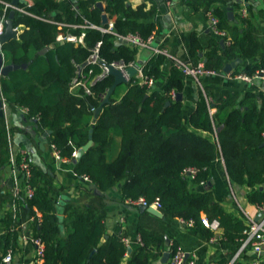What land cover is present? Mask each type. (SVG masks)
I'll use <instances>...</instances> for the list:
<instances>
[{"label":"trees","instance_id":"trees-1","mask_svg":"<svg viewBox=\"0 0 264 264\" xmlns=\"http://www.w3.org/2000/svg\"><path fill=\"white\" fill-rule=\"evenodd\" d=\"M32 1L20 4L27 13L15 10L14 26H24L19 37L2 45L5 63L28 67L0 77V101L4 99L11 108H24L37 119L41 130H52L51 143L62 158L71 161L89 140L94 126V145L74 165V170L81 178L88 177L95 188L108 191L122 182L125 200L144 198L152 203L159 199L166 216L193 220L197 228L211 236L214 232L202 223V214L207 213L210 219H219L223 238L242 243L247 224L227 213L210 189L198 186L207 181L209 168L222 155L230 180L249 186V201L264 205V94L258 96L249 91L241 99L223 96L216 104V113H211V102L202 98L188 124L183 101L175 98L184 88L183 73L175 66L162 91H154L138 74L126 84L124 93L120 94L121 85L118 86L111 102L95 120L94 110L102 104L114 81L113 76L101 77L104 68L100 63H87L98 43L102 61L135 65L142 68L146 79L154 82L161 76L165 56L154 54L139 66L137 47L119 43L115 33L80 26H103L102 11L94 0L70 3L64 12L59 11L60 0ZM11 2L0 0L1 19L9 17L12 8L6 3ZM106 11L119 35L133 33L148 38L154 34L155 25L142 21L149 13L127 6L126 0H111ZM218 27L226 32L225 39H230V43L224 49L214 43L208 52L207 68L223 71L226 61L232 60L238 49L244 59L255 61L235 69L231 75L253 76L264 70L262 46L250 27L226 29L220 20ZM83 32L84 44L57 41L60 34ZM46 47L49 49L40 54ZM77 78L86 81L91 93L84 86L72 90ZM115 142L117 153L113 155ZM10 158L7 124L5 117L0 116V168L10 163ZM24 158L30 165L28 180L34 188L32 198L24 201L39 223L37 237L44 242L43 264H156L164 248L163 240L144 226L138 229L142 241L131 245L132 253L127 257L130 248L124 237L106 236L102 209L87 204L69 205L67 218L61 219L56 209L60 189L22 152L16 156L18 166ZM190 168L197 170L193 179L186 172ZM21 178L25 184L23 174ZM3 257L0 256V264H6Z\"/></svg>","mask_w":264,"mask_h":264},{"label":"crops","instance_id":"crops-1","mask_svg":"<svg viewBox=\"0 0 264 264\" xmlns=\"http://www.w3.org/2000/svg\"><path fill=\"white\" fill-rule=\"evenodd\" d=\"M76 1L78 0H60L59 11L64 12L68 4ZM110 1L94 0V4L98 7L97 3L101 2L107 13L106 9ZM27 3L32 4L33 1L27 0ZM126 4L135 10L142 8L143 11L149 13L148 16L143 17L142 21L155 25L152 46L164 48L169 53V55H164L165 61L160 67L161 76L153 84L154 91H162L173 68L177 66L176 59L193 65L206 64L208 52L215 47V42H218L221 49L230 43V39L226 40L225 36L213 31L211 28L212 16L218 17L226 29L238 26L244 30L250 27L259 39L264 54V0H126ZM229 8L233 10V17L229 16ZM67 25L78 26L68 23ZM60 26L66 25L60 23ZM15 28L18 30L19 37L24 26L21 24ZM58 36V42L66 41L58 40ZM118 42L124 41L119 38ZM124 43L129 44L128 42ZM48 49L46 47L42 49L45 51L41 52V50L39 53L43 54ZM154 54L152 48L137 47L136 64L144 65ZM238 57H241L243 61L232 71L255 61V59H244L240 50L237 49L236 56L232 60ZM232 60H227L226 63ZM182 79L184 84L181 92L183 94L182 101L185 121L188 124L202 98L210 100L212 113H216V104L223 96H234L241 99L249 91L256 92L258 96L264 94L262 78H255L248 82L242 78L229 76L224 68L223 71L216 74L202 76L200 83L191 76L183 75ZM77 88L78 86H73L72 90ZM125 91L126 84H122L120 94ZM3 116L10 129L11 140L8 139L10 152L12 150L17 156L21 151L26 150L31 162L36 164L46 178L52 180L60 189L61 195L57 201L56 209L62 219L67 218L69 205H94L105 213L106 236L121 235L129 238L132 246H137L142 241L138 229L140 226H144L149 233L161 237L163 240L164 248L159 258L156 259V264L161 263L162 255L168 248L177 245L182 246L197 264H229L233 259L236 264H251L256 258V254L251 248L239 253L238 250L242 243L223 238V228H220L218 233L209 236L195 225L190 226L182 216L169 217L164 214L162 209L155 206H153L155 211H152L148 208L142 209L141 205L125 200L122 193V182L108 191L95 188L91 181L81 178L75 172L71 160L62 158L58 154L51 143L50 135H45L47 130H41L35 118L30 117L24 108H11L6 105ZM41 138H45V149L40 147ZM116 144L117 142L112 150L113 155L117 153ZM208 172L209 177L206 182H211L209 188L215 200L227 213L235 215L246 223V214L255 218L261 212L259 206L251 203L248 199L247 194L251 188L235 184L230 180L222 155L217 157ZM23 182L21 178L22 186H20L22 188L19 195H16L11 163L6 162L1 166L0 256H4L9 249H12L13 264H36L37 245L35 239L39 223L33 219L35 214L24 201ZM204 184L198 187L200 188ZM20 197L24 199H18ZM158 212H161L162 215ZM202 216L208 217V214L203 213ZM64 230L68 232V227H65ZM166 237L169 238L170 245L167 244ZM131 250L132 248L127 257L132 253Z\"/></svg>","mask_w":264,"mask_h":264},{"label":"built area","instance_id":"built-area-1","mask_svg":"<svg viewBox=\"0 0 264 264\" xmlns=\"http://www.w3.org/2000/svg\"><path fill=\"white\" fill-rule=\"evenodd\" d=\"M6 5L8 7L15 9V10H19L21 12L27 13V11L20 6H14L11 3H6ZM218 23H219V18L216 16H212L211 17V28L213 29V31L216 34L226 36L227 35L226 32L221 30L218 27ZM61 24L67 25V23H61ZM80 26H82V27H87V26L88 27H94V28L101 30L102 32H112V33H115L119 38L126 40V42H128L132 46L149 47V48L153 49L155 54L169 55V53L166 49L152 46V41H153L154 35H150L148 38H144L140 34H133V33L122 36V35L117 34L114 31L113 23L111 21L109 22V24L107 26L96 25L93 23H86V24H82ZM4 30H5V19L2 18L0 20V35H2L4 33ZM84 36H85L84 32L81 33L80 35H73V34L62 35L61 34L58 36V40L62 39V40L74 42L76 44H84ZM99 46H100V43H98L97 46L95 48H93L92 53H91V55L88 59V62H87L88 64H91V65H95L98 63L101 64L102 60L100 59V55H99ZM0 50L2 51V44H0ZM113 64H115L116 66H118L121 69H125L126 67H128V66H126L124 64H120V63H113ZM175 64L182 71L183 75L191 76V77L195 78L197 81H199V83H200V79L202 76L210 75V74H216L217 72H220V71H217L215 69L207 68L205 66V64H202V63L197 64V65H193V64L183 62L179 59H176ZM103 68H104V72H103V75H101V77H104L105 73L107 72V70L104 66H103ZM137 68H138L137 74L142 79V81L144 83H147L149 86H153L154 80L152 78L146 79L143 75L142 68H139V67H137ZM229 76L242 78L244 80H247L248 82L253 81L255 78H262L264 80V70L259 71L258 74H255L253 76H248L246 74L231 75V72L229 73ZM74 86H84V88L86 89V92L91 93L90 87L88 86V84L84 80H80L78 78L75 79ZM0 93H1V82H0ZM1 96H2V94H1ZM2 100L4 103L3 109L5 111L7 104L5 103L4 99H2ZM207 101L210 103V100L208 98H207ZM212 112H213V110L211 109V113ZM7 130H8V139L10 141L11 140L10 129L8 126H7ZM21 152L25 155H28L26 150L21 151ZM58 157H59V155H58ZM10 161H11L10 163L12 166V172H13V177H14L16 195H19V193L21 191L22 184L20 183V180H21V175L23 174L25 177V180H26L25 184H24V196L26 199L32 198V196L34 194V188L28 180L29 177L31 176L30 165H29L28 161L26 160V158H24L23 161L18 166L16 156L12 152V150H11ZM186 172L193 179L197 173V170L190 168V169L186 170ZM85 179L89 180L88 177H85ZM130 202L134 203V204H138V205H143L146 207L155 206L159 209L162 208V205H161L159 199H156L152 203L147 202L144 198H140L137 201H130ZM259 209L261 212H263V215L259 220H256L254 217H251L249 214H246L247 229L245 230V237L242 240V244L238 250V252L240 253L247 248H251L255 252L256 258L252 261L251 264H264V258H263V254H262V252L264 251V205L259 206ZM33 219H36V216H34ZM38 220H41V218H38ZM187 223L190 226L194 225L193 220H190ZM202 223L206 227L210 228L214 233H218L220 228H221L220 221L217 218L210 219L208 217H202ZM123 240L126 243V245L129 248H131L130 239L124 237ZM139 240H140V238H139ZM35 242L37 245L36 264H43L44 254H45L44 242L39 237H36ZM170 251H171V256H170L168 264H197L195 259L191 258L189 256V253L180 245H177L175 247H171ZM3 261L6 264H12V262H13V251H12V249H9L8 252L4 255ZM233 263H234V259L229 264H233ZM212 264H216V263H212Z\"/></svg>","mask_w":264,"mask_h":264},{"label":"water","instance_id":"water-1","mask_svg":"<svg viewBox=\"0 0 264 264\" xmlns=\"http://www.w3.org/2000/svg\"><path fill=\"white\" fill-rule=\"evenodd\" d=\"M27 0H12L11 4L14 6H19L21 3H25ZM97 6L103 11L102 14V24L104 26H107L110 22L108 14L105 12V8L102 5L101 2L97 3ZM14 16H15V9H12L10 15L8 18L5 19V30L2 35H0V44H4L7 41H9L12 38H17L18 37V30L14 26ZM229 16L233 17V10L232 8H229ZM121 41L126 42V40H123L120 38ZM45 50H42L43 52ZM243 59L241 57L236 58L235 60H232L231 62H228L224 66V71L226 73H230L233 68L237 67L240 63H242ZM101 64L106 68L107 72L105 73V76H113L114 81L112 85L109 87L108 91L106 92L103 102L100 106L95 108L94 113V119L97 120L99 117L100 113L103 110V107L111 102V96L113 93L116 91L118 86L122 84H128L129 81L138 73V68L135 65H131L126 67L125 69H121L118 66H116L113 63H106L104 61H101ZM28 64H5V59H4V54L0 50V75L5 76L8 75L11 71L19 68H27ZM83 68V66H82ZM81 68V70H82ZM176 99L177 100H182L183 99V94L181 92L176 93ZM167 104H170L168 102ZM3 100L0 101V116L4 115V109H3ZM37 121V119H35ZM93 132H94V126L90 129V134H89V140L87 141L86 144H84L75 154V158L72 160V163L75 165L78 163V161L82 158V156L94 145V138H93ZM52 133V130H47L45 132V135H50ZM42 142L40 144V147L42 149H45V138H41ZM210 184L211 182H206L204 186L207 189H210ZM263 188V187H262ZM142 209L148 208L149 210L155 211L153 206L146 207L141 205ZM159 214L162 215L161 212H158ZM263 215V212H259V214L255 217L256 220H259ZM62 219V216L60 217ZM167 244L170 245L169 243V238L166 237ZM131 249V248H130ZM264 254V251L262 252ZM171 256V251L168 248L162 255L161 258V263L160 264H168L169 259ZM187 259V258H186Z\"/></svg>","mask_w":264,"mask_h":264}]
</instances>
